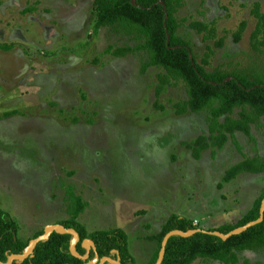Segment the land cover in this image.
<instances>
[{
    "label": "rangeland",
    "instance_id": "obj_1",
    "mask_svg": "<svg viewBox=\"0 0 264 264\" xmlns=\"http://www.w3.org/2000/svg\"><path fill=\"white\" fill-rule=\"evenodd\" d=\"M255 1L264 14V0H182L177 33L198 63L206 45L212 49L206 70L264 80V44H250ZM92 2L0 0V210L22 241L74 218L87 234L120 228L135 264H145L156 248L146 237L171 214L208 230L235 225L251 208L264 172L222 177L244 158L264 155V115L250 125L251 137L235 132L195 159L183 142L208 135V113H175L174 104L187 98L181 80L156 97L164 70L141 69L146 51L107 54L143 38L117 25L94 31ZM195 20L213 22L222 45L203 42L189 27ZM242 20L246 27L233 41ZM75 196L84 207L72 218ZM237 256L235 264H264V247Z\"/></svg>",
    "mask_w": 264,
    "mask_h": 264
},
{
    "label": "trees",
    "instance_id": "obj_2",
    "mask_svg": "<svg viewBox=\"0 0 264 264\" xmlns=\"http://www.w3.org/2000/svg\"><path fill=\"white\" fill-rule=\"evenodd\" d=\"M93 0L95 21L93 29L96 31L104 26H121L127 31H134L143 38V42L134 47H108L105 52L113 56H123L127 52L144 50L147 60L142 63L141 69L154 66L164 70L157 74L158 83L155 95L159 96L166 86L175 85L181 80L186 86L187 98L175 103L177 115L185 112L198 113L206 111L208 135H199L191 142H183L190 148L192 156L198 159L201 151L209 147L221 148L229 137L235 132H241L251 137L250 125L258 123L264 115V80L260 76L252 79L239 73L232 74L217 66L210 71L205 69L209 64L212 49L206 45L200 63L191 51L190 43L177 33L180 23L175 14L182 4V0ZM260 5L254 2L250 10L256 19L255 27L250 33V44L253 49L264 44V14L259 10ZM189 27L201 35V40L214 41V46L222 45L223 37L216 38V28L213 22L191 21ZM246 27L244 20L240 21L236 30L231 32L233 41H238ZM191 54V59L189 57ZM228 78V80H225ZM234 109H238L237 116L233 117ZM12 112L5 113V116ZM264 155L246 157L225 170L222 180L229 182L241 173H263ZM264 196V187L253 200L251 208L235 224H223L216 230L227 233L237 226L255 220L259 215V206ZM75 199L74 218L84 205L81 199ZM142 214L141 211L136 212ZM65 228H72L79 236L75 249L79 255H84L86 249L82 245L83 239L92 240V248L88 251L86 260L74 257L69 252L71 235L52 232L46 240L40 241L33 249L32 256L21 262L12 264H86L91 261L95 253L99 258L108 256L112 259L118 257L121 264H135L127 248L126 233L120 228L110 230H96L87 234L81 224L75 221L58 223ZM191 219L171 214L156 234L147 236V239L156 241V248L150 260L145 264H154L164 234L170 230L187 231L194 229ZM40 230L34 237L41 234ZM32 237V238H34ZM30 238V239H32ZM22 241L16 236V223L0 210V261L5 262L12 253H22L28 241ZM264 247V213L261 222L248 227L239 234L231 235L225 240L198 231L190 236H171L168 238L164 257L161 264H191L196 259L216 260L223 264L238 262L237 253L244 250H257ZM104 264H110L105 262Z\"/></svg>",
    "mask_w": 264,
    "mask_h": 264
},
{
    "label": "water",
    "instance_id": "obj_3",
    "mask_svg": "<svg viewBox=\"0 0 264 264\" xmlns=\"http://www.w3.org/2000/svg\"><path fill=\"white\" fill-rule=\"evenodd\" d=\"M131 2H132V4H134V0H132ZM158 3L163 4L161 0H159ZM189 57L191 59L190 53H189ZM225 80H228V78H226ZM263 213H264V196L260 202L258 217L255 220L249 221V222H247L241 226H237V227L233 228L232 230L228 231L227 233H221V232L216 231V230H213V231L204 230V229H199V228L189 229L187 231H182V230H178V229L170 230V231L166 232L161 239L160 247H159V250L157 253V258H156L154 264H161L162 259L164 257L166 242H167L168 238L171 236L176 235V236H181V237H187V236H190V235H192L198 231H202L204 233L211 234V235H214V236L221 238L222 240H225L228 237H230L231 235L239 234V233L243 232L244 230H246L248 227H251V226L261 222L263 219ZM52 232L64 233V234L71 235L72 238L69 242V252L71 255H73L76 258H79L81 260H86L88 257V251L90 248H92L95 252V245H94L93 241L89 240V239H83L82 245L86 249V253L84 255H79L75 249V246H76L77 242L79 241V236H78L77 232L75 230H73L72 228H65L61 224H51V225L46 226L41 234L30 239L28 241L27 246L23 249L22 253H20V254L19 253H12L7 257L5 262L0 261V264H12L13 262L18 263V262L23 261L28 256H32V252H33V249L35 248L36 244L40 241L46 240ZM105 262H108L110 264H121L118 257L115 260L108 257V256H103V257L99 258L96 253H95L94 258L91 261L86 262V264H104Z\"/></svg>",
    "mask_w": 264,
    "mask_h": 264
},
{
    "label": "crops",
    "instance_id": "obj_4",
    "mask_svg": "<svg viewBox=\"0 0 264 264\" xmlns=\"http://www.w3.org/2000/svg\"><path fill=\"white\" fill-rule=\"evenodd\" d=\"M195 221V220H194Z\"/></svg>",
    "mask_w": 264,
    "mask_h": 264
}]
</instances>
